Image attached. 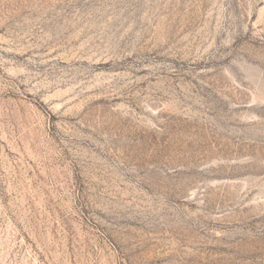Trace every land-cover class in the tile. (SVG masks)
Here are the masks:
<instances>
[{
	"label": "rangeland",
	"instance_id": "1",
	"mask_svg": "<svg viewBox=\"0 0 264 264\" xmlns=\"http://www.w3.org/2000/svg\"><path fill=\"white\" fill-rule=\"evenodd\" d=\"M0 264H264V0H0Z\"/></svg>",
	"mask_w": 264,
	"mask_h": 264
}]
</instances>
